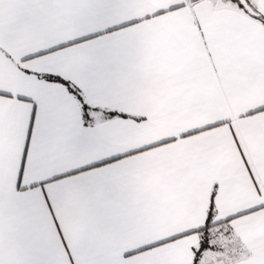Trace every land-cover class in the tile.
<instances>
[{"label": "snow or ice", "instance_id": "1", "mask_svg": "<svg viewBox=\"0 0 264 264\" xmlns=\"http://www.w3.org/2000/svg\"><path fill=\"white\" fill-rule=\"evenodd\" d=\"M0 264H264V0H0Z\"/></svg>", "mask_w": 264, "mask_h": 264}]
</instances>
